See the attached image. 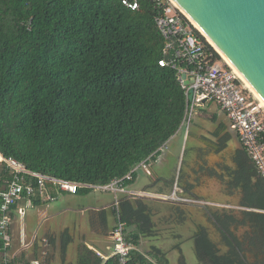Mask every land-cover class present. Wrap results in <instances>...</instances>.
<instances>
[{
    "label": "trees",
    "instance_id": "obj_1",
    "mask_svg": "<svg viewBox=\"0 0 264 264\" xmlns=\"http://www.w3.org/2000/svg\"><path fill=\"white\" fill-rule=\"evenodd\" d=\"M139 3L133 10L121 0H0L2 156L35 172L91 184L121 178L147 158L150 165L157 161L159 148L180 128L186 102L176 71L158 64L164 40L155 24V4ZM225 128L218 126L216 141L205 138L210 149L219 152L227 146L231 134L223 133ZM235 163L229 188H239L240 206L251 210H242L240 218L224 210L212 212L210 220L225 250L205 228L195 238L211 264H250L248 253L255 252L256 261L264 254V178L243 148ZM11 176L0 161V187ZM172 181L164 185L171 189ZM89 192L79 188L77 193ZM151 211L138 198H123L118 208L112 207L116 219L134 227L127 239L135 247ZM97 218L102 229L91 217L92 230L104 233L106 210L97 212ZM241 226L250 230L239 239L234 230ZM70 242L65 230L63 253ZM131 254L135 263L168 264L159 253H149L154 262L143 261L136 249ZM77 263L117 264V258L104 260L83 243Z\"/></svg>",
    "mask_w": 264,
    "mask_h": 264
},
{
    "label": "built area",
    "instance_id": "obj_2",
    "mask_svg": "<svg viewBox=\"0 0 264 264\" xmlns=\"http://www.w3.org/2000/svg\"><path fill=\"white\" fill-rule=\"evenodd\" d=\"M121 1L133 10L140 6L139 0ZM153 3L157 10L155 24L164 40L158 64L176 71L177 80L185 95V112L180 128H185L186 133L188 132L192 118L197 114L196 107H203L207 102L216 103L227 117L230 130L238 136L257 173L264 178V108L233 68L215 56L213 46L171 0H153ZM168 142L159 148L161 152L167 149ZM148 160L149 158L143 160L121 178H114L106 184H91L35 172L13 157L1 156L0 161L5 162L12 176L0 187V264H21L17 260L19 255L11 249V211L14 205L25 199L39 197L42 201L49 202L57 198L55 192L76 194L79 188H92L113 194L114 206L123 198L137 199L145 196L179 204H205L204 201L184 195L177 182H173L168 193L135 190L126 184V181L133 179L134 172L141 168L150 174ZM18 213L23 217L24 207L20 206ZM109 237L112 240L110 254L103 256L98 252L102 258L115 256L117 264H141L135 263L132 257L131 251L136 247L127 239L124 222L117 218V224ZM142 260L148 258L142 254ZM29 264L43 262L34 259Z\"/></svg>",
    "mask_w": 264,
    "mask_h": 264
},
{
    "label": "rangeland",
    "instance_id": "obj_3",
    "mask_svg": "<svg viewBox=\"0 0 264 264\" xmlns=\"http://www.w3.org/2000/svg\"><path fill=\"white\" fill-rule=\"evenodd\" d=\"M215 52L220 60H223L221 55L217 51ZM195 110L197 114L192 118L188 132L186 133L185 128H180L169 139L167 149L162 152L156 162L149 166L151 175L141 168L137 171V178L132 184V187H136L137 190L157 193V189L161 188L163 193H168L170 189L164 185V182L173 180L172 182H177L179 188L181 187L184 195L193 196L192 198L205 202V204H179L153 196L138 198L152 208L149 215L150 221L144 223L147 230L140 236L142 247L146 253L162 254L169 264H211L205 256L206 253L197 248L195 238L200 229L205 228L210 240L217 244L222 251L225 250L218 231L210 220L212 212L224 210L235 218H240L242 210H251L240 206V189L231 190L229 188V182L233 181V172L236 170L235 155L237 150L242 148L238 136L230 130L227 117L222 110L220 111V107L216 103L207 102L203 104V107H196ZM220 124L225 125L223 133H230L231 139L223 150L216 152L209 148L205 138L216 141L214 132ZM211 173L214 175L211 176ZM89 189L90 192L86 195L91 203L113 198L111 193ZM188 189L191 192H187ZM64 199V197H59L58 201H55L59 202ZM52 203L58 205L54 201ZM111 205L107 211L111 218V225L102 234L104 237L117 224L116 216L112 212L114 203ZM115 206L118 208L119 204ZM58 221L62 224H58ZM65 222L58 218L56 220L58 226H54L53 230L49 229L47 233L41 235L29 251H24L29 254L27 259H43L44 264H78V246L86 239V233L90 232L85 226L77 227V224H68L69 226L64 227ZM126 229L128 234L134 230V227H126ZM65 230H68L71 242L64 254L60 242ZM249 230V226H241L235 229L234 233L239 239H242L244 233ZM92 237L96 240V236L92 235ZM38 242L41 244L39 245ZM70 245L71 248L68 251ZM67 257L69 260L66 262ZM255 257V252L248 253L249 263L262 264L260 260H264V254L257 256V261Z\"/></svg>",
    "mask_w": 264,
    "mask_h": 264
},
{
    "label": "water",
    "instance_id": "obj_4",
    "mask_svg": "<svg viewBox=\"0 0 264 264\" xmlns=\"http://www.w3.org/2000/svg\"><path fill=\"white\" fill-rule=\"evenodd\" d=\"M264 99V0H174Z\"/></svg>",
    "mask_w": 264,
    "mask_h": 264
},
{
    "label": "crops",
    "instance_id": "obj_5",
    "mask_svg": "<svg viewBox=\"0 0 264 264\" xmlns=\"http://www.w3.org/2000/svg\"><path fill=\"white\" fill-rule=\"evenodd\" d=\"M2 155L0 154V157ZM160 178V177H158ZM132 187V184H131ZM133 188V187H132ZM137 190V188H133ZM54 194V192H53ZM56 201H58L59 197H64L63 201L56 202L58 205H54L53 201H42L39 197H32L31 199H25L22 202L17 203L12 207L11 217V237H12V251L17 252L19 257L17 260L21 262V264H29L30 261L36 259H27L28 253L24 251H29V249L35 245L38 241V238L41 235L47 233L49 229L53 230V227L58 226V224H62L61 222H57L58 218L62 219V222H65L64 227L70 225H76L77 227H86L87 231L90 233H86V239L84 240V244L87 245L88 248L93 250L96 254L100 252L103 256H108L110 254V248L112 246V240L108 235L104 237V233H97L92 230L91 227V217L94 218V226L102 229V225L97 218V212L100 210L109 211L108 207H111L112 203H114L113 199L111 200H97L95 203H91L89 199H87L88 195L82 193L69 194V193H56ZM80 194V195H79ZM39 199L40 203H35V200ZM22 206L25 209L24 216L21 217L18 213V208ZM102 207V208H100ZM111 218L107 212V228L111 225ZM113 228V227H112ZM111 228V229H112ZM110 229V230H111ZM93 232H92V231ZM108 230V229H107ZM106 232V231H105ZM92 235L96 236V240L93 239ZM103 236V237H102ZM109 241H108V240ZM44 241L45 238L43 237ZM39 245L41 242H38ZM82 243V244H83ZM71 245L68 248L70 250ZM136 249L142 253L144 256L148 258L149 261L154 262V258L146 253L142 247V240L139 241V246H136ZM148 251V250H146ZM65 254V253H64ZM70 256V254H68ZM99 255V254H98ZM24 256L25 258H23ZM100 256V255H99ZM101 257V256H100ZM102 258V257H101ZM106 260L105 258H103ZM43 262V259H36ZM69 258H66V262ZM44 264V262H43ZM48 264V263H47ZM50 264V263H49ZM169 264V262H168Z\"/></svg>",
    "mask_w": 264,
    "mask_h": 264
},
{
    "label": "bare ground",
    "instance_id": "obj_6",
    "mask_svg": "<svg viewBox=\"0 0 264 264\" xmlns=\"http://www.w3.org/2000/svg\"><path fill=\"white\" fill-rule=\"evenodd\" d=\"M175 6H177L194 24L197 30L206 38V40L213 46V48L221 55L222 59L226 64L231 66L239 78L243 81L244 85L255 95L260 105L264 108V99L256 92V90L251 86V84L243 77V75L234 67V65L224 56V54L214 45V43L204 34V32L193 22V20L183 11V9L174 1L171 0Z\"/></svg>",
    "mask_w": 264,
    "mask_h": 264
},
{
    "label": "flooded vegetation",
    "instance_id": "obj_7",
    "mask_svg": "<svg viewBox=\"0 0 264 264\" xmlns=\"http://www.w3.org/2000/svg\"><path fill=\"white\" fill-rule=\"evenodd\" d=\"M150 175H151V172H150Z\"/></svg>",
    "mask_w": 264,
    "mask_h": 264
}]
</instances>
